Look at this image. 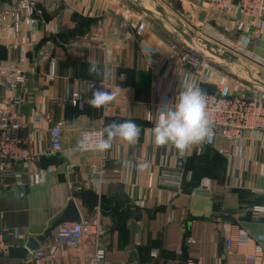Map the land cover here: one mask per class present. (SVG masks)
I'll return each instance as SVG.
<instances>
[{"label":"crops","instance_id":"0c3cea01","mask_svg":"<svg viewBox=\"0 0 264 264\" xmlns=\"http://www.w3.org/2000/svg\"><path fill=\"white\" fill-rule=\"evenodd\" d=\"M149 1L37 0V25L17 30L12 13L24 16L18 0H0V141L18 123L11 136L32 156L0 160V233L12 248L25 246L31 237L44 235L72 199L80 222L91 230L71 245L56 237V228L25 259L7 254L0 264H91L99 248L110 264H246L250 255L264 264V211L257 209L264 207V129L244 133L238 142L217 135L183 155L172 145L156 146L152 135L160 107L175 102L185 77L205 93L222 85L264 99V91L253 85L264 90V18L253 22L252 30L260 33L254 38L237 9L206 13L200 21L201 0ZM154 9L168 12V20L183 14L208 26L216 16L223 34L216 53L237 58L212 60L189 43H177ZM172 44L208 67L172 56ZM93 61L112 77L89 75ZM18 75L25 80L13 89L10 81ZM90 83L103 84L115 98L91 107V92L85 90ZM74 93L83 95L80 109L57 100ZM127 120L141 128L135 144L116 139L104 153L79 148L84 131ZM59 121L62 149L55 152L51 128ZM104 158L101 184L86 185ZM180 158L182 192L159 182L164 169L175 168ZM205 180L209 191L195 193Z\"/></svg>","mask_w":264,"mask_h":264},{"label":"built area","instance_id":"2783aa9c","mask_svg":"<svg viewBox=\"0 0 264 264\" xmlns=\"http://www.w3.org/2000/svg\"><path fill=\"white\" fill-rule=\"evenodd\" d=\"M37 0H18V4L23 10L24 16L20 13H12L15 28L20 29L22 25L34 28L38 23V14L40 13L37 7ZM205 4V5H204ZM204 9L206 13L211 15H226L229 14L232 9H237L243 19H245L246 32H250L252 37L259 38L260 33L253 28L254 21H260L264 18V0H204ZM9 14V12H6ZM172 47V56L181 57L182 60L187 62L191 66L201 65L208 67L207 63H203L201 59L195 56L190 51L182 48H178L174 44ZM55 63L52 62V70L54 72ZM25 76L18 75L10 81V86L16 88L20 83L24 82ZM253 85L258 91H264L253 82ZM207 107L206 111L208 118L212 122V139L217 135H221L227 141L238 142L240 141L244 133L261 131L264 129V99L258 93L252 96H244L233 91L227 90L224 86L219 85L213 93H206ZM63 103L70 104L75 108H82L84 98L81 93H74L70 98H57ZM14 102L19 103L21 99L16 98ZM75 102V104H74ZM9 129L8 138L0 141V160L2 162H20L31 159V153L29 149L19 145L18 141L11 135L19 127L18 123H13ZM62 126L63 122H57L51 128V143L52 150L59 151L62 149ZM104 129L84 131L81 134L80 141L83 138V134L87 132H100ZM86 150H97L94 146V139L89 141V147ZM100 151V150H99ZM105 151H103L104 153ZM220 152L229 155L223 149ZM107 160L101 163V166L95 171L97 177L90 181H85L86 185L92 184L93 186L100 185L103 178L107 173ZM175 168L164 169L159 178V182L162 185L172 186L178 192L183 191L184 184V159L180 158L175 164ZM94 170V169H92ZM115 172H118L116 170ZM210 185L207 180L195 190V193H199V190L209 191ZM264 211V207L257 208ZM91 233L90 227L82 222L66 223L55 230V235L58 239L70 243L71 245L77 244L82 238L88 236ZM193 241V240H191ZM189 241V242H191ZM228 247L231 249L232 239L227 240ZM12 247L2 233H0V256L7 255L11 252ZM31 253V251L29 252ZM35 254L39 255L37 252ZM91 264H110L107 262L106 252L104 249H97ZM246 264H256L254 256H247Z\"/></svg>","mask_w":264,"mask_h":264},{"label":"clouds","instance_id":"9594fccd","mask_svg":"<svg viewBox=\"0 0 264 264\" xmlns=\"http://www.w3.org/2000/svg\"><path fill=\"white\" fill-rule=\"evenodd\" d=\"M88 71L89 75L101 80L112 77L110 71L100 67L99 61L91 62ZM100 85L96 87V83H90L85 88L86 91L91 92V98L87 100V103L97 109L115 98V92L109 91L103 84ZM206 107L207 99L204 90L189 83L185 77L180 82V90L175 102L163 104L160 107L159 115L152 128L154 144L158 147L172 145L183 155L191 146L210 139L213 135L212 122L208 118ZM140 132L141 128L134 121L112 122L100 132L84 133L78 146L86 150L89 147V141L94 139L97 150L107 151L116 139L135 144Z\"/></svg>","mask_w":264,"mask_h":264},{"label":"rangeland","instance_id":"374dc122","mask_svg":"<svg viewBox=\"0 0 264 264\" xmlns=\"http://www.w3.org/2000/svg\"><path fill=\"white\" fill-rule=\"evenodd\" d=\"M138 2L145 4L151 3L152 1L149 0H138ZM159 4H163L162 0H158ZM204 6V5H203ZM178 9L183 12V8L181 6L178 7ZM155 11V9H154ZM169 11V10H168ZM172 11V10H170ZM156 15L161 19V21H165V24L168 23V27L175 33L176 35V41L177 43H189L191 46L195 47L197 51L203 52L204 55H206L208 58L215 60L218 59L217 55L206 50V46L204 41L208 40L213 44H217L219 41H223V38H219V35H223L221 32V28L218 27L216 24V16L212 17L211 22H209L211 25H202L198 22L192 21L187 18V16H184L183 14L178 15L176 17V20L172 18V20H168V12L167 14H162L161 12H156ZM225 36V35H224ZM230 35H227L229 37ZM226 37V36H225ZM175 41V42H176ZM198 47V48H197ZM219 53V52H218ZM217 57V58H216ZM20 84H23L20 83ZM19 84V85H20ZM18 85V86H19ZM14 89L13 86H10Z\"/></svg>","mask_w":264,"mask_h":264},{"label":"water","instance_id":"95a60500","mask_svg":"<svg viewBox=\"0 0 264 264\" xmlns=\"http://www.w3.org/2000/svg\"><path fill=\"white\" fill-rule=\"evenodd\" d=\"M203 0L199 2V8H201V12L199 15V20L204 21L206 11L203 7ZM205 45L209 48V50L220 56L221 58L235 60L237 57L230 52H224L222 55L216 53L219 50V47L216 44L211 43L208 40L204 41ZM81 221V215L79 209L77 207L76 202L72 199L69 201L67 207L63 210V212L55 219L52 225L45 231L44 235H39L37 237H31L25 246L13 247L11 252L9 253L10 258L17 259H25L30 251H37L40 248V243L44 242L56 228L66 224V223H75ZM134 255L131 253V256Z\"/></svg>","mask_w":264,"mask_h":264},{"label":"trees","instance_id":"16d2710c","mask_svg":"<svg viewBox=\"0 0 264 264\" xmlns=\"http://www.w3.org/2000/svg\"><path fill=\"white\" fill-rule=\"evenodd\" d=\"M183 186H184V184H183Z\"/></svg>","mask_w":264,"mask_h":264}]
</instances>
